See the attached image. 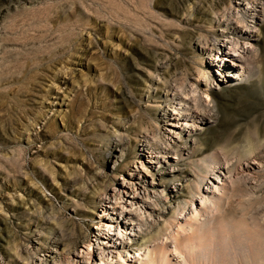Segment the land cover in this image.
<instances>
[{
  "label": "rangeland",
  "instance_id": "1",
  "mask_svg": "<svg viewBox=\"0 0 264 264\" xmlns=\"http://www.w3.org/2000/svg\"><path fill=\"white\" fill-rule=\"evenodd\" d=\"M149 249L264 264V0H0V264Z\"/></svg>",
  "mask_w": 264,
  "mask_h": 264
},
{
  "label": "bare ground",
  "instance_id": "2",
  "mask_svg": "<svg viewBox=\"0 0 264 264\" xmlns=\"http://www.w3.org/2000/svg\"><path fill=\"white\" fill-rule=\"evenodd\" d=\"M254 11H256L255 13H256V15L260 18V9L258 8V7H255L254 9H253ZM225 42H226V44H225V47H226V53H227V55H226V57H225V60L226 61H228L229 60V62H231V64H233V65H238L237 64V62H236V59L238 60V58L237 57H233V58H229L228 57V55H230L231 53V51L230 50H232V42L231 41H229V40H225ZM234 43V42H233ZM252 45L253 44H251L250 45V47H246L245 46V53L247 52L248 53V51H249V48H251L252 47ZM237 51V50H236ZM233 56H236V55H233ZM246 56V55H245ZM244 57V55L243 54H240L239 55V58H243ZM245 58V57H244ZM233 76H237V77H241V73L237 70L235 73H234V75ZM188 107V106H187ZM201 119H203L202 121H205L206 119H208V118H206V117H202ZM157 154H155V156H156ZM157 157V156H156ZM219 178H220V176H218ZM220 183V182H219ZM222 184H225L224 183V181L222 182ZM210 197L208 196V195H202V203H207V201H208V199H209ZM113 203V202H112ZM117 203V202H116ZM133 204H134V202H132ZM111 204V203H110ZM112 205V204H111ZM110 205V206H111ZM204 205V204H203ZM109 206V207H110ZM125 207V206H124ZM114 208L117 210V208H118V205H116V206H114ZM124 211V210H123ZM196 211H198V210H196ZM195 211V212H196ZM118 212H120V213H122V211H118ZM130 214H133V215H130V220H132L131 221V223L130 224H132V227L133 226H135V225H133V224H135L134 223V221L136 220V218H135V216L136 215H134V213H132V212H129ZM128 213V214H129ZM197 213V212H196ZM117 214V213H116ZM108 219H109V217H107ZM126 218H129L128 216L126 217ZM110 220V219H109ZM126 223H128V221H126ZM189 223V222H188ZM105 224H103V225H99L97 228L99 229V232L100 233H98L96 236H97V239H101V238H99L98 237V235H102V236H104L103 234L105 233L104 232V230L105 229H102V226H104ZM112 226L113 225H107V227H110V230H114L113 228H112ZM138 229H139V227H141L142 226V224L141 223H139L138 225ZM134 228V227H133ZM132 228V230H134ZM128 229V228H127ZM140 230V229H139ZM108 231H109V229H108ZM109 236L108 237H106L107 239H109V242H113V244H111L110 246H113L114 248H116V249H118V255L121 257V258H123V252H127V256H128V254L130 253V250H128V245L127 244H129L128 243V241H126L127 239H132L131 237H126L125 235L126 234H124L121 230H119L118 231V234H116V233H109L108 234ZM118 236L117 238H114V236ZM117 239V240H116ZM120 240V241H119ZM91 244H92V242L89 244L90 246H91ZM162 248H164V247H162ZM120 249H122V251H120ZM175 249H177V246H176V248ZM164 250V249H163ZM179 249H177V251H178ZM115 250H113V249H109V248H106V249H104V248H102V251H101V261H104L106 258L108 259V257H111V256H113V254L115 253L114 252ZM154 253V250L153 249H149V251L145 254L146 255V260H143V258H140V257H137V259L139 258V264H151L152 262H153V260L152 259H154L153 257H152V254ZM140 256V255H139ZM185 260V259H184ZM125 261L127 262V260L125 259ZM144 261H146V262H144ZM186 262V261H185ZM168 263H170L171 264V261H169Z\"/></svg>",
  "mask_w": 264,
  "mask_h": 264
}]
</instances>
